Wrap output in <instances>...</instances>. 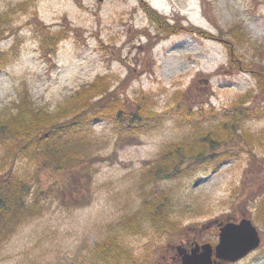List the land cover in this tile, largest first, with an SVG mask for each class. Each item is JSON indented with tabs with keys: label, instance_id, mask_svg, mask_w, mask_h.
<instances>
[{
	"label": "rangeland",
	"instance_id": "rangeland-1",
	"mask_svg": "<svg viewBox=\"0 0 264 264\" xmlns=\"http://www.w3.org/2000/svg\"><path fill=\"white\" fill-rule=\"evenodd\" d=\"M145 2L164 24L140 0H0V59L3 52L9 59L0 69V118L18 103L62 110L98 75L129 107L141 100L155 113L154 126L132 134L102 121L64 143L81 160L72 185L67 171L12 155L5 147L12 139L0 131V177L13 167L31 187L26 203L37 200L5 229L0 264H114L93 251L109 241L139 264H181L177 246L216 245L218 225L245 216L259 231L258 247L214 264H264V88L257 83L258 75L264 80V0ZM37 21L70 30L51 59L41 54ZM185 89L195 112L200 101L213 110L203 120L191 114L196 128L170 109ZM244 115L221 133L223 144L213 142L224 157L218 166L169 175L178 160L190 164L189 152L205 151L201 133Z\"/></svg>",
	"mask_w": 264,
	"mask_h": 264
},
{
	"label": "trees",
	"instance_id": "trees-1",
	"mask_svg": "<svg viewBox=\"0 0 264 264\" xmlns=\"http://www.w3.org/2000/svg\"><path fill=\"white\" fill-rule=\"evenodd\" d=\"M140 1L143 4L142 6H144L145 9L147 8L150 19L155 20L156 23L162 22L164 24V19H162L150 5H147L145 0ZM35 25L41 30L39 36L42 49L41 54L51 59V54L56 53V46L59 44L60 40L64 38L67 39V32L70 30L68 26H64L63 28L65 30L55 31L51 29L50 26L39 21L35 22ZM0 36H3V34ZM235 40L238 42L239 38ZM234 41H229L227 43L231 45ZM15 46L16 43L12 45V48L15 49ZM1 57L0 69L9 60H7L5 52L2 53ZM261 78L260 75L257 76V83L260 84V88H264V80ZM100 79L102 78L98 75L87 84L81 85L79 89L74 91L77 95L74 100L71 98L70 101L67 102L68 105L66 108L62 110L57 109L49 113V111L46 112L41 109H28L26 105L18 103L15 111L2 115L3 117L0 118V131L4 132V139H12L7 142V146H5L7 150L11 151L10 153L16 157L19 155L27 157L31 163L34 162L38 165V169L44 166L52 167L53 165L56 170L67 171V179L71 180L72 185L74 174H77L79 171L77 163L81 162V160L78 158L77 154H75L77 151L73 149L63 151V147L66 144V146H69L68 143H72L77 138L84 136L86 130L93 124L102 121L113 122L118 128L122 130L124 128L128 133L133 132V130L137 131L141 128L155 125V113L147 109L143 101L140 100L141 102L138 101L134 103L132 107H129L128 103L125 102L123 98H120L118 90H108V86L105 87L104 83L100 82ZM189 92L190 91L187 89L179 90L178 93L182 95V100H178L177 106L170 109L174 111V109L178 108V118H180V121L181 119L191 120L190 125L196 128L195 126L198 127L201 124H198L199 121L197 117L203 120L204 114L213 115V110L206 111L202 109V101H200V108L195 112L193 110L195 97L191 100ZM97 95H99V97L95 98ZM188 110L190 115L186 116L185 112ZM192 113L199 114V116L194 117V114L191 116ZM227 114L228 113L224 112V116H230ZM246 116L247 115L235 118L232 117L231 120H229L231 116L228 119L223 117L221 121L215 123V131L213 133L206 132V136L201 133L198 140L206 144L205 151H197V153L193 151L189 152L186 155L189 156L188 160H186L187 163L190 164H188L187 167H183L180 160H178V167L173 165V169H170L169 175L174 176L177 173L179 175L182 171L190 168V166L202 168L211 163H213L214 166H218L224 157H221V152L215 150L213 142H216L217 145H219L220 142L223 144V140H226L227 136H223L221 133L225 132L231 125L237 124L238 121L240 122L241 119ZM227 120H229L230 123H228ZM208 136L210 138H208ZM203 153L206 155L204 156ZM13 164L14 160L11 161L10 166ZM1 175L0 240L4 238L6 228L9 227L10 229L13 224L21 222L24 217L32 213L31 207H34L37 201L35 197H32L31 203H26L24 197H27L31 193V191L29 192L31 187L28 180H25L26 184L23 182L18 172L14 170L13 167L3 172ZM39 188L40 187L37 186L34 193H36ZM59 199L62 201L63 197L59 196ZM41 210L42 208H37L38 212ZM93 246L95 254L103 258H105L104 255L108 254L114 261V264H139L121 246H117L111 241L103 245L100 244L98 247L95 243Z\"/></svg>",
	"mask_w": 264,
	"mask_h": 264
},
{
	"label": "water",
	"instance_id": "water-1",
	"mask_svg": "<svg viewBox=\"0 0 264 264\" xmlns=\"http://www.w3.org/2000/svg\"><path fill=\"white\" fill-rule=\"evenodd\" d=\"M258 233L249 219L243 218L238 223L227 222L219 228V242L214 248L209 243L196 246L191 253L177 247L181 254V264H214L215 259L234 261L243 257L259 243Z\"/></svg>",
	"mask_w": 264,
	"mask_h": 264
}]
</instances>
